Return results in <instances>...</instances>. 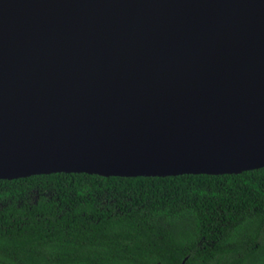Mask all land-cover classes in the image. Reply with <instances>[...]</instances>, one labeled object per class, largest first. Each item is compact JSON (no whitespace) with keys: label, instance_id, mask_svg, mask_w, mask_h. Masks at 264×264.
Wrapping results in <instances>:
<instances>
[{"label":"water","instance_id":"water-1","mask_svg":"<svg viewBox=\"0 0 264 264\" xmlns=\"http://www.w3.org/2000/svg\"><path fill=\"white\" fill-rule=\"evenodd\" d=\"M261 168L264 0H0V180Z\"/></svg>","mask_w":264,"mask_h":264},{"label":"trees","instance_id":"trees-1","mask_svg":"<svg viewBox=\"0 0 264 264\" xmlns=\"http://www.w3.org/2000/svg\"><path fill=\"white\" fill-rule=\"evenodd\" d=\"M264 264V168L0 180V264Z\"/></svg>","mask_w":264,"mask_h":264}]
</instances>
